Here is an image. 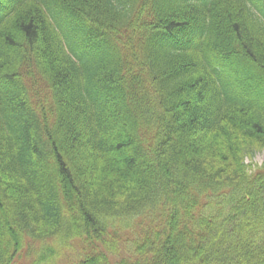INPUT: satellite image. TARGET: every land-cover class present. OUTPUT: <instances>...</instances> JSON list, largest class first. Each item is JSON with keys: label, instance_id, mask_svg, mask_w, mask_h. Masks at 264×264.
<instances>
[{"label": "trees", "instance_id": "trees-1", "mask_svg": "<svg viewBox=\"0 0 264 264\" xmlns=\"http://www.w3.org/2000/svg\"><path fill=\"white\" fill-rule=\"evenodd\" d=\"M262 152L264 0H0V264H264Z\"/></svg>", "mask_w": 264, "mask_h": 264}, {"label": "rangeland", "instance_id": "rangeland-1", "mask_svg": "<svg viewBox=\"0 0 264 264\" xmlns=\"http://www.w3.org/2000/svg\"><path fill=\"white\" fill-rule=\"evenodd\" d=\"M255 161H257L259 164L263 163L264 162V152L256 155ZM37 246H38V244H36L34 248L37 249ZM22 255H23V257L21 259L17 260L14 264H25V263H27L28 259L31 260V258H32L30 256H29V258H27L25 256L26 255L25 251L22 252ZM63 263H64V259H60V257H59L57 260V263L55 261L53 264H63Z\"/></svg>", "mask_w": 264, "mask_h": 264}]
</instances>
